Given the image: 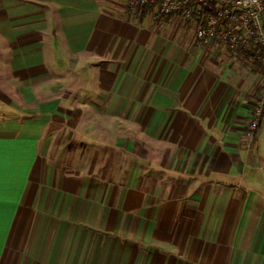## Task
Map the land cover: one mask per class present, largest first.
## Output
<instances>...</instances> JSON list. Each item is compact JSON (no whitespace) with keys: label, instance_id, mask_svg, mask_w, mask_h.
<instances>
[{"label":"crops","instance_id":"obj_1","mask_svg":"<svg viewBox=\"0 0 264 264\" xmlns=\"http://www.w3.org/2000/svg\"><path fill=\"white\" fill-rule=\"evenodd\" d=\"M127 0H0V264H264L254 51Z\"/></svg>","mask_w":264,"mask_h":264},{"label":"built area","instance_id":"obj_2","mask_svg":"<svg viewBox=\"0 0 264 264\" xmlns=\"http://www.w3.org/2000/svg\"><path fill=\"white\" fill-rule=\"evenodd\" d=\"M129 8L144 11L152 20L176 16L196 22L195 40L203 46L220 43L240 58L254 51L264 85V0H127ZM264 115V97L254 109L247 138L252 140Z\"/></svg>","mask_w":264,"mask_h":264},{"label":"rangeland","instance_id":"obj_3","mask_svg":"<svg viewBox=\"0 0 264 264\" xmlns=\"http://www.w3.org/2000/svg\"><path fill=\"white\" fill-rule=\"evenodd\" d=\"M126 5H127V2H126ZM128 6V5H127ZM134 9V8H133ZM164 18H162V19H157V20H155V22H159V21H161V20H163Z\"/></svg>","mask_w":264,"mask_h":264},{"label":"trees","instance_id":"obj_4","mask_svg":"<svg viewBox=\"0 0 264 264\" xmlns=\"http://www.w3.org/2000/svg\"><path fill=\"white\" fill-rule=\"evenodd\" d=\"M147 11H148V10H147V9H145V10H144V13L146 14V13H147Z\"/></svg>","mask_w":264,"mask_h":264}]
</instances>
